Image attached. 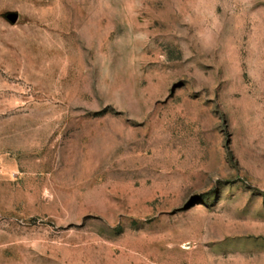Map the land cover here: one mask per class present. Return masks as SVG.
I'll return each instance as SVG.
<instances>
[{
  "label": "rangeland",
  "instance_id": "374dc122",
  "mask_svg": "<svg viewBox=\"0 0 264 264\" xmlns=\"http://www.w3.org/2000/svg\"><path fill=\"white\" fill-rule=\"evenodd\" d=\"M0 264H264V0H0Z\"/></svg>",
  "mask_w": 264,
  "mask_h": 264
},
{
  "label": "water",
  "instance_id": "95a60500",
  "mask_svg": "<svg viewBox=\"0 0 264 264\" xmlns=\"http://www.w3.org/2000/svg\"><path fill=\"white\" fill-rule=\"evenodd\" d=\"M8 18L12 21V22H16L19 18L18 13H9L8 14Z\"/></svg>",
  "mask_w": 264,
  "mask_h": 264
}]
</instances>
